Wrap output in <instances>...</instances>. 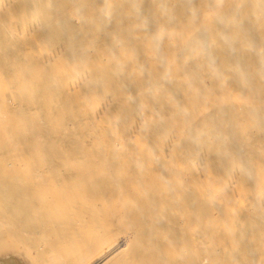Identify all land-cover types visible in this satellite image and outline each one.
I'll return each instance as SVG.
<instances>
[{
    "label": "bare ground",
    "instance_id": "1",
    "mask_svg": "<svg viewBox=\"0 0 264 264\" xmlns=\"http://www.w3.org/2000/svg\"><path fill=\"white\" fill-rule=\"evenodd\" d=\"M0 80V264H264V0H0Z\"/></svg>",
    "mask_w": 264,
    "mask_h": 264
},
{
    "label": "rangeland",
    "instance_id": "2",
    "mask_svg": "<svg viewBox=\"0 0 264 264\" xmlns=\"http://www.w3.org/2000/svg\"><path fill=\"white\" fill-rule=\"evenodd\" d=\"M9 85L3 81V80H0V129L3 130V133H2V130L1 131V134L0 135H4L3 137H6V138H0V175L2 177L0 178H3V180H6V181H9V182H19V183H24L27 185V189H31L32 187L34 188L35 185H34V178H33V169L31 170L32 166L31 164L34 162L33 160H31L32 158H30L29 155L27 154H23V151H22V147H19L21 148V152L17 151L20 155L16 154V150H18L19 148L15 149V151L11 149V147L14 149V146H13V142L14 140L12 139H9V137H12L13 135L16 134V129H17V123H13V121H10V120H13V118H15V122L16 120L18 119L16 114L13 112V111H5L7 110L8 108L6 107L7 106V102L9 97H10V94L9 97L6 95V91L8 92V87ZM4 92V93H3ZM6 93V94H5ZM10 93V92H9ZM4 95H6L8 97H6V100L4 99ZM2 96V97H1ZM2 98V99H1ZM3 101V102H2ZM7 101V102H6ZM4 103V104H3ZM10 113V116H9V113ZM12 114V115H11ZM7 119H5V117ZM3 117V118H2ZM9 118H12L9 120ZM17 118V119H16ZM5 120V121H4ZM6 121L9 123H6ZM12 123V126H10ZM8 124V126L6 125ZM6 125V126H5ZM13 125H14V129H13ZM4 126V127H3ZM10 126V127H9ZM8 127V128H7ZM4 128V129H3ZM10 128V129H9ZM7 129V130H6ZM12 129V130H11ZM12 131V132H11ZM14 132V133H13ZM8 137V138H7ZM4 140V141H3ZM15 143V142H14ZM16 146V145H15ZM18 146V145H17ZM10 149V150H8ZM5 150V151H4ZM10 151V152H9ZM3 152V153H2ZM9 152V153H8ZM2 153V154H1ZM5 153V155H3ZM16 154V156H14ZM13 155V157H12ZM11 156V157H10ZM26 160V161H25ZM32 162V163H31ZM33 168L35 170L36 168V164L34 163L33 164ZM31 170V171H30ZM29 171L31 172V174L29 173ZM19 172V173H18ZM21 172V173H20ZM13 173V174H12ZM12 174V175H11ZM15 174V175H14ZM20 174V175H19ZM25 174V175H24ZM31 175V176H30ZM23 176V178H22ZM17 177V178H16ZM33 178V179H32ZM37 187V186H36ZM35 187V189H36ZM48 192H46V190L44 188L40 189L39 188V191L36 189V195H37V202L39 204H42L43 203V200H44V197H46Z\"/></svg>",
    "mask_w": 264,
    "mask_h": 264
}]
</instances>
